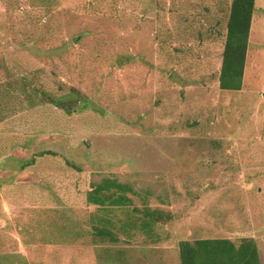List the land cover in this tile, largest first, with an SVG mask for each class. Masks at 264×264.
Segmentation results:
<instances>
[{"label":"rangeland","instance_id":"rangeland-1","mask_svg":"<svg viewBox=\"0 0 264 264\" xmlns=\"http://www.w3.org/2000/svg\"><path fill=\"white\" fill-rule=\"evenodd\" d=\"M230 5L0 0V264H182L206 238H255L264 264V0L240 90L220 87ZM108 177L132 199L116 242L91 233Z\"/></svg>","mask_w":264,"mask_h":264},{"label":"trees","instance_id":"trees-1","mask_svg":"<svg viewBox=\"0 0 264 264\" xmlns=\"http://www.w3.org/2000/svg\"><path fill=\"white\" fill-rule=\"evenodd\" d=\"M257 0H231L227 21V35L223 52L220 73V87L223 90H240L243 88L246 62L250 45V35L255 15ZM46 95H48L46 93ZM46 97H51L50 95ZM56 106L73 113L81 99L49 98ZM43 152L39 156L51 154ZM35 158L27 159L25 166L35 163ZM130 188L116 178L108 177L98 183H90L88 201L97 206L100 214L95 217L97 225H93L91 233L101 240L118 241L117 224L109 217L116 209L130 208L132 199L127 195ZM143 229L148 230L155 220L160 217L157 211L147 210ZM180 257L182 264H262L260 248L255 238H243L235 241L230 238H206L193 242H180Z\"/></svg>","mask_w":264,"mask_h":264},{"label":"crops","instance_id":"crops-1","mask_svg":"<svg viewBox=\"0 0 264 264\" xmlns=\"http://www.w3.org/2000/svg\"><path fill=\"white\" fill-rule=\"evenodd\" d=\"M262 262V261H261ZM263 264V263H262Z\"/></svg>","mask_w":264,"mask_h":264}]
</instances>
